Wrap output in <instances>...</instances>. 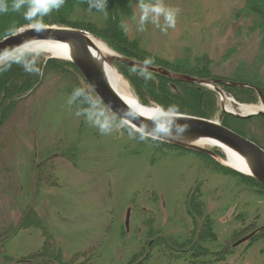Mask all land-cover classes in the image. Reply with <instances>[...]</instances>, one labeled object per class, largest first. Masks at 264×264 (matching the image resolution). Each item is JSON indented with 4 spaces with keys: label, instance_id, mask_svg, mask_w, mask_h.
<instances>
[{
    "label": "rangeland",
    "instance_id": "374dc122",
    "mask_svg": "<svg viewBox=\"0 0 264 264\" xmlns=\"http://www.w3.org/2000/svg\"><path fill=\"white\" fill-rule=\"evenodd\" d=\"M32 3L0 15V40L32 24L92 35L116 53L111 65L142 104L223 120L264 149L261 115L241 122L221 109V95L261 103L257 87L228 86L249 76L264 86V28L240 11L245 0H130L115 25L82 4L25 18ZM120 58L215 82L181 92L175 82L185 81ZM197 147L126 125L70 60L25 51L0 62V264H264V185L223 164L217 147Z\"/></svg>",
    "mask_w": 264,
    "mask_h": 264
},
{
    "label": "water",
    "instance_id": "95a60500",
    "mask_svg": "<svg viewBox=\"0 0 264 264\" xmlns=\"http://www.w3.org/2000/svg\"><path fill=\"white\" fill-rule=\"evenodd\" d=\"M37 39L67 42L71 46L72 57L69 58V60L72 61L89 86L115 115L130 120L135 125L145 130V132L152 134L154 137L161 138V136L166 133H174L216 139L232 149L244 153L248 158L251 170V173L246 174L252 176L264 185V149L259 147L250 139H247L246 137H243L235 131L225 127L220 122H213L209 119L188 115H179L178 117L168 115L149 121L138 117L133 113V111H130V109H128V107L114 94L105 81L102 72L94 63L91 56L85 34L80 31L53 26L42 28L32 27L22 31L19 30L18 33H13L0 40V56L8 53L12 49H15L17 46ZM117 59L119 58L117 57ZM120 60L133 67L159 73L163 76L177 79L179 81L200 85H208L211 82H215V80L196 78L187 74L173 73L163 68L146 65L142 62H136L124 58H120ZM232 84L249 86L241 83ZM232 114L238 117L246 118L254 115L255 113L248 115H240L236 113ZM257 114L264 118V111L257 112ZM193 147L196 150L203 151L197 146ZM204 152L208 151L204 150ZM252 234L253 233L241 238L235 243V245L249 239Z\"/></svg>",
    "mask_w": 264,
    "mask_h": 264
},
{
    "label": "bare ground",
    "instance_id": "6f19581e",
    "mask_svg": "<svg viewBox=\"0 0 264 264\" xmlns=\"http://www.w3.org/2000/svg\"><path fill=\"white\" fill-rule=\"evenodd\" d=\"M47 24H32L27 25L19 30L34 28L48 27ZM53 27H59L51 25ZM19 30L16 32L18 33ZM14 32V33H16ZM87 40V45L89 51L94 60V63L98 66L100 71L103 74V77L114 94L130 109L135 115L145 120H153L164 116L178 117L179 115L184 116V114H178L176 112H166L161 107L156 105H144L139 101L138 96L132 90L129 89V86L126 83V80L122 77L119 71L110 63V59L114 58L116 53L111 50L103 41L92 36L85 35ZM25 51H40L45 54L47 57H57L64 60H69L71 58V46L64 41H53V40H32L30 42L24 43L20 46H17L15 49H12L6 54L0 56V62L5 61L6 59L15 56L21 52ZM224 103V108L230 111H238L241 114L256 113L264 111V107L261 103L259 104H245L237 103L233 98H229L225 95H221ZM260 100V99H259ZM261 101V100H260ZM237 102V101H236ZM119 117V116H118ZM126 125L130 126L135 131L140 133H145L153 136L152 134L145 132L142 128L135 125L133 122L126 118L120 117ZM213 122H218L217 119L212 120ZM154 137V136H153ZM161 138L171 140L172 142L182 143L189 147L200 146V147H217L219 150H222L223 158L221 162L229 167L234 168L235 170L242 171L244 173H251L250 165L247 156L237 150L232 149L231 147L225 145L224 143L219 142L216 139H211L202 136H194L188 134H174L166 133Z\"/></svg>",
    "mask_w": 264,
    "mask_h": 264
},
{
    "label": "trees",
    "instance_id": "16d2710c",
    "mask_svg": "<svg viewBox=\"0 0 264 264\" xmlns=\"http://www.w3.org/2000/svg\"><path fill=\"white\" fill-rule=\"evenodd\" d=\"M3 2V3H2ZM17 2H19V0H17ZM94 2H103L104 3V7L103 9H98L96 7H92L90 6V3H89V0H64V3L61 7H59L58 9L61 10L63 7L64 8H68V7H73L77 4H82L83 7L85 6L86 8H88L90 11H98V12H101V13H105L106 17H108L109 19V23H113L115 25V23L117 22L118 20V16L116 12H118V10L121 11V9H125L127 7V5H129V2L130 0H94ZM0 4H4V1L3 0H0ZM13 6L9 8H7L5 5L3 6V9H6V10H3V11H0V15H7V16H10V13L9 12H13L14 10H12ZM21 10V8L19 9ZM240 11H245L246 13H252L254 12L253 14V18H252V24L257 28L259 27V25H263L261 27L264 28V8L261 7L260 5V0H245V3L244 5L242 6V8H240ZM8 13V14H7ZM257 15L258 17L260 18V20L257 18ZM256 16V17H255ZM6 19H10V22H12L11 20H13L12 18H6ZM11 24V23H10ZM72 24V23H70ZM74 24L78 27V28H88L86 27L87 24H83V23H77V22H74ZM75 26V27H76ZM90 26V25H89ZM91 27V26H90ZM14 28V27H13ZM12 28V29H13ZM10 29V28H9ZM12 29L10 30H7V31H4V33H2V37H5L9 34H11L12 32ZM90 29V28H89ZM92 32V31H91ZM106 39H110L108 37H105ZM264 40V39H263ZM109 42H112L111 40H107ZM24 57H29V55H26ZM49 62V61H48ZM17 64V63H16ZM14 64V65H16ZM175 71V70H174ZM179 72V71H178ZM191 75H198L202 78H209L211 76H207V74H204V73H192ZM160 81H163L165 84H163V92L165 93L166 96H169L170 95V98L171 100H174L173 98L175 97L176 98V93H174V91H171L172 89H170L168 86L165 87V85H167V81L166 80H163V78L159 79ZM234 82H238V83H246V84H249V85H253L255 87H257L260 92L262 93V96H263V99H264V86L259 84L258 81H256L252 76H249L248 78H244V80H233ZM176 84V89L177 87H180L181 88V92H183V90L185 91H193V92H196L198 91V88H202L201 86H197V89L193 90V88L191 87H196L195 84H191V83H186V82H175ZM186 84V85H185ZM178 85V86H177ZM182 85V86H181ZM228 86H231L229 89H238L239 91H241L240 93H246L247 95L251 94L253 91L252 88H249V87H245V86H237V85H228ZM167 88V90H166ZM204 89V88H203ZM178 90V89H177ZM205 93V94H204ZM204 93H201L203 96H204V102L206 103V105H209V102L211 103L213 101V98H212V95L209 93V92H205ZM245 94V95H246ZM245 99V101H248V100H255L254 98L252 97H248V98H245V97H242V100ZM240 100V99H238ZM164 107V106H163ZM179 110V109H178ZM195 113L197 114H200V116H203L205 115V111L200 108L198 110H195ZM253 117H249V118H238L235 116V119L237 120H240L241 122H247V121H250ZM222 120V119H221ZM264 121V119H262ZM222 124L229 127L226 123H224V121L222 120ZM233 130H235L234 128L232 127H229ZM236 131V130H235ZM236 132H239V131H236ZM242 132V131H241ZM243 133V132H242ZM241 134V133H240ZM243 135V134H242ZM245 178L247 181L251 182V183H254V184H257V185H261L259 184V182H257L255 179L251 178V177H243ZM262 188L264 189V186H262ZM253 238V237H252Z\"/></svg>",
    "mask_w": 264,
    "mask_h": 264
},
{
    "label": "clouds",
    "instance_id": "9594fccd",
    "mask_svg": "<svg viewBox=\"0 0 264 264\" xmlns=\"http://www.w3.org/2000/svg\"><path fill=\"white\" fill-rule=\"evenodd\" d=\"M25 3V0H19V2L15 3L13 5L14 10H19L23 4ZM64 0H34V3L29 4L28 10L25 12V18H31L33 11H36L38 13H47L48 11H50L52 8H59L63 5ZM90 6L92 7H96L98 9H103L104 7V3L103 2H94V0H89ZM140 8L142 10V12L146 15V13L149 11L148 6H146L145 4L141 3ZM6 9H0V11H3ZM154 11H159V8H155L153 9ZM179 9H172L169 10V16L170 17H174L176 15V13H178ZM144 16L142 15L141 17V21H143ZM148 63V62H146ZM29 71H32L34 69H27ZM135 71V69H133ZM143 74V73H142ZM147 78V77H146Z\"/></svg>",
    "mask_w": 264,
    "mask_h": 264
}]
</instances>
